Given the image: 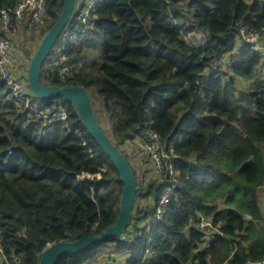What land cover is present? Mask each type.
<instances>
[{
    "label": "trees",
    "instance_id": "1",
    "mask_svg": "<svg viewBox=\"0 0 264 264\" xmlns=\"http://www.w3.org/2000/svg\"><path fill=\"white\" fill-rule=\"evenodd\" d=\"M18 1L0 0V10ZM64 3L46 0L48 24L41 36ZM93 20L83 43L101 39L102 56L82 64L70 84L59 82L56 72L43 73L42 81L96 88L99 96L90 94L99 122L105 118L104 129L119 145L146 136L149 128L168 144L177 137L181 158L175 167L183 186L150 232L144 222L157 208L139 205L126 240L112 237L78 254L65 253L55 264H83L108 248L130 254L122 264L263 259L264 80L257 78L262 56L248 47L235 50L243 25L264 32V0H104ZM197 31L206 35L203 44L187 39ZM82 46L74 51L78 61ZM228 54H234L231 66L204 73ZM241 80L251 82L248 91H240ZM47 101L67 108L69 120L45 126L0 79V264H40L49 244L100 234L119 215L124 183L111 158L71 101L62 95ZM138 184L137 201H159L167 179ZM199 212L222 221L230 238L197 252Z\"/></svg>",
    "mask_w": 264,
    "mask_h": 264
},
{
    "label": "built area",
    "instance_id": "2",
    "mask_svg": "<svg viewBox=\"0 0 264 264\" xmlns=\"http://www.w3.org/2000/svg\"><path fill=\"white\" fill-rule=\"evenodd\" d=\"M102 1L104 0H76L72 18L45 62L47 63L46 72H56L59 82H69L80 72L82 62L76 59L74 51L87 34L90 25L93 24L96 7ZM47 24L46 0H19L14 7L0 10V79L6 82L12 95L24 103L32 116L41 119L45 126H50L57 122H67L69 111L63 106L52 108L47 99L36 97L33 94L26 76L31 56L34 53L24 57L23 61L17 45L19 38L24 35L30 36L39 30L38 28H44ZM205 41L198 42L197 39L196 43L200 45ZM243 47H248L262 56L261 67L264 63V32L249 25H243L235 53L241 52ZM233 56L234 54H228L222 59L215 60L205 68L204 73L225 70L231 66ZM240 82L247 83L248 81L241 80ZM177 139L176 137L168 144L157 132L149 128L146 136L136 135L124 142L132 148L136 145L140 147L139 150L133 151L132 160L129 158L138 181L147 182L153 178L167 179L159 201L151 196L136 202V207L155 205L157 208L156 215L144 222L148 226V232L156 222L164 217L177 190L183 186L179 179V170L175 167V162L181 158L175 151ZM180 140L182 141L181 138ZM223 225L222 221H215L212 216L199 212L197 227L201 233L202 242L197 252L209 247L220 237L230 238L223 230ZM1 240L0 233V254L2 256ZM98 264L122 263L111 257H105ZM245 264H264V258L258 260L249 257Z\"/></svg>",
    "mask_w": 264,
    "mask_h": 264
},
{
    "label": "water",
    "instance_id": "3",
    "mask_svg": "<svg viewBox=\"0 0 264 264\" xmlns=\"http://www.w3.org/2000/svg\"><path fill=\"white\" fill-rule=\"evenodd\" d=\"M75 5L76 0H65L61 15L42 38L39 46L31 56L26 78L29 88L36 97L49 99L62 95L74 104L90 134L96 139L106 155L111 158L120 174L124 187L120 200L119 215L114 225L100 234L85 239L61 240L49 244L42 253L40 264H55L56 260L65 253L78 254L92 245L112 237L121 236L123 240H126L125 231L134 217L139 192L137 174L130 160L120 148L119 143L114 142L100 124L94 100L88 89L80 85H48L42 81L45 62L70 22Z\"/></svg>",
    "mask_w": 264,
    "mask_h": 264
},
{
    "label": "rangeland",
    "instance_id": "4",
    "mask_svg": "<svg viewBox=\"0 0 264 264\" xmlns=\"http://www.w3.org/2000/svg\"><path fill=\"white\" fill-rule=\"evenodd\" d=\"M247 1L251 2L253 0H247ZM38 29L39 30L37 33L33 32L30 36L24 35L23 37L18 39V46H19L18 50H19V53H20L23 61H24V57L34 53L36 47L39 46V44L43 38V36H41V33H40V30H42L43 28H38ZM187 39L189 41L194 40L196 42L198 39V42H201V41L206 40V35L202 31H197V32L191 33ZM82 40H83V38H82ZM102 43H103V41L101 42V39H99L97 42H92L90 44H87V43L85 44L82 41L81 46L83 45L82 48L84 50L83 51L84 57L82 59L83 62L81 61L82 64L86 63L87 65H91L97 58L102 56ZM55 47H54V49H55ZM46 64L47 63H45V65L43 67V73H45L47 71ZM70 82H68V83L64 82V83L70 84ZM240 91H242V90H240ZM90 93L93 94L94 96H99L98 90L96 88H91ZM96 103H97V107H98V114L100 116L101 115L100 114L101 113V107H99L100 102L96 101ZM101 124L105 129H109L108 124H107L104 117H101ZM120 148L125 153L127 158L128 159L130 158V160H132V158H133L132 157L133 151L140 149L139 145H136L132 148L128 145L127 142L120 144ZM218 202H220V204L223 205L222 201H218ZM259 202H260L261 207L264 209V196L262 194L259 195ZM115 260L119 261L117 258ZM119 262L121 263V261H119Z\"/></svg>",
    "mask_w": 264,
    "mask_h": 264
},
{
    "label": "crops",
    "instance_id": "5",
    "mask_svg": "<svg viewBox=\"0 0 264 264\" xmlns=\"http://www.w3.org/2000/svg\"><path fill=\"white\" fill-rule=\"evenodd\" d=\"M38 30L35 31V33H37ZM83 40H81L79 46L76 47V51L78 52L79 51V48L81 46V43H82ZM17 45H18V41H17ZM83 62V61H82ZM84 64V63H83ZM257 78H260V79H263L264 80V63L262 65V67H260V70H259V75L257 76ZM248 85V86H247ZM250 85H251V82H247V83H242L240 82L239 83V88L243 91H248L250 89ZM247 86V87H246ZM221 209L224 208V205H221L220 207ZM257 223V221H256ZM237 239V238H236ZM130 254H120V253H116L114 251L113 248H108L107 249V252L101 256H99L97 259L95 260H87L85 261L83 264H98L103 258L105 257H111L112 259H118L119 261H121V263L124 262L125 259H128ZM1 256V254H0Z\"/></svg>",
    "mask_w": 264,
    "mask_h": 264
}]
</instances>
